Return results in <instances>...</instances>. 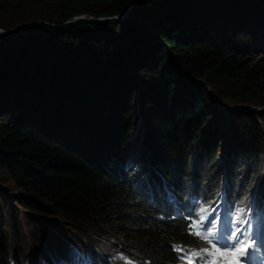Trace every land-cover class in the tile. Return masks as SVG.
<instances>
[{
    "label": "trees",
    "instance_id": "1",
    "mask_svg": "<svg viewBox=\"0 0 264 264\" xmlns=\"http://www.w3.org/2000/svg\"><path fill=\"white\" fill-rule=\"evenodd\" d=\"M132 1L0 0V29L112 18ZM262 46L264 0H143L118 23L0 36V170L21 208L0 189V264H107L105 238L185 264L203 243L176 200L223 193L228 209L263 215V113L219 108L264 107ZM138 112L141 152L126 166ZM58 222L93 236L78 245Z\"/></svg>",
    "mask_w": 264,
    "mask_h": 264
},
{
    "label": "rangeland",
    "instance_id": "2",
    "mask_svg": "<svg viewBox=\"0 0 264 264\" xmlns=\"http://www.w3.org/2000/svg\"><path fill=\"white\" fill-rule=\"evenodd\" d=\"M261 50H263L262 52H264V46H262ZM255 57L257 59H259V60L261 59L264 62V53H261V52L257 51L256 54H255ZM255 61H256V59L252 60V62H255ZM207 90H208V93H210L212 95L211 90L209 88ZM219 108L221 110H226L227 109V110H241V111H247L245 109H249V111L252 113V115L261 112V113H263V117H264V107H253V108L252 107H248V106H246V107L245 106L222 107V106L219 105ZM254 119L257 121L256 118H254ZM260 121L263 122L262 120H260ZM141 122H143V121L140 120V114L138 112L136 120L134 122L132 133H131V141H130V145H131L130 148L131 149H130V153H129L128 157H127L126 166H132V165L136 164L137 160L139 159L140 152H141L140 148H141L142 140H143V137H144V124H143V128H142V123ZM226 125H227V123L225 124V126ZM262 127H263V125L261 124L260 128H262ZM226 128H227V130H228L227 132L229 134L230 133V129H229L228 126ZM261 145L264 148V142L261 143ZM262 155H264V151H262ZM215 156H216L217 159H219L220 153L217 152ZM126 166H125V168H126ZM263 167H264V165H263ZM261 172H263V174H264L263 169H262ZM263 179H264V176H262V180ZM260 182H258V183H260ZM0 189H2L3 193L6 195V197L8 199V202L10 204H12L13 207H15L17 210L21 209L19 207L20 205L15 203V201L13 199V197H15V195H16V192H15L16 189H15L14 185L7 179L6 174L3 173L1 170H0ZM255 189L257 190V184L254 185L253 191H256ZM24 213L25 212L23 210H21V212H20V220H21L22 224L24 223ZM205 218H206V213L201 214L200 220L204 221ZM220 218H221V213H218V217L214 221L215 225L217 224V222H218V220ZM257 222H259V224H261V225L258 226V228H257L258 230L256 232V235L258 236L259 239H262V238H264V229H263L264 222H260L259 219H258ZM58 223H59V225H61L62 228L64 227V228L67 229L66 230L67 231V233H66L67 235L74 234L76 236L75 237V241L78 242V243H76L78 245H80L82 243L81 241L86 240V237L93 236L92 234H90V232H88L87 234H84V233L82 234V233H79V232L77 233L73 229H71L69 227H66V226H63L61 222H58ZM227 223H228V225H227V228H226V232L224 234L223 233H218L217 236L215 235V237L218 240L219 244L220 245H225V246L221 247L220 250L217 251L216 247L212 243H210L208 241L205 244V246H204V250L207 249L209 251L214 252L216 257H219V258H221L223 260L227 259L228 264H240V261H242L243 258L245 257L243 252H242L241 243L236 244V248L235 249L229 248L228 245L233 242V240H232V234L233 233H235L236 237L239 240L242 241L243 238L237 235V233L239 231H241L242 229L241 228H237L235 224L233 225L232 218H229L227 220ZM237 230H239V231H237ZM3 236H4L5 240H7V243L9 244V241H8L9 237L6 236V235H3ZM99 240L102 243L101 245H102L103 250L105 252L111 254V256L109 255L107 264H123L124 262H126L124 264H132V263L133 264H149L146 260H144V258H142L138 254H135V253L126 254L123 251H121L119 249V247H117V245L115 244L114 240H111V239H108V238H105V242L102 241L101 239H99ZM15 247H16V244L14 245V250H15ZM9 250H10V252L8 253V257L12 256L10 261H12L14 263L15 262L17 263L16 257L17 258L22 257L21 254L20 253H15L14 250L12 249V247H9ZM76 252H79V250L76 249ZM221 253H231V254L224 256V255H221ZM25 255H26V253H25ZM115 260H116V262H115ZM77 264H94V263H91L90 261L86 260L84 257L81 256L79 258ZM247 264H251V263L247 260Z\"/></svg>",
    "mask_w": 264,
    "mask_h": 264
},
{
    "label": "water",
    "instance_id": "3",
    "mask_svg": "<svg viewBox=\"0 0 264 264\" xmlns=\"http://www.w3.org/2000/svg\"><path fill=\"white\" fill-rule=\"evenodd\" d=\"M143 0H133L129 6L127 7L126 11L118 16L112 17V18H108V17H88V16H77V17H73L67 21L64 22L63 25L58 26L55 24H50L44 21H36V22H30V23H23V24H19L16 25L14 27H12L9 30H3L0 29V36H11L14 33H16L17 31L23 29V28H29V27H35V26H45L49 29L58 31V30H62L64 28H70L73 27L74 25L80 24V23H86V24H95V23H118L121 22L123 20H125L126 18H128L131 15V12L135 9V7L142 2ZM152 1H158V0H152Z\"/></svg>",
    "mask_w": 264,
    "mask_h": 264
},
{
    "label": "snow or ice",
    "instance_id": "4",
    "mask_svg": "<svg viewBox=\"0 0 264 264\" xmlns=\"http://www.w3.org/2000/svg\"><path fill=\"white\" fill-rule=\"evenodd\" d=\"M239 231V230H237ZM207 232V230H206ZM197 235H201L199 232L196 233ZM201 238L203 239H206V240H209L210 243H212L215 247H216V250L219 251L221 247H224V245H220L218 240L216 239L215 237V233L214 232H207L206 235H203L201 236ZM232 240L233 242L231 244L228 245L229 248H232V249H235L236 248V244H239V243H243L241 240H239L237 237H236V234L233 233L232 234ZM252 240L251 238L249 239V243H251ZM204 253H206L209 257H211V260L210 261H201V264H224L223 261H217L216 258H215V253L212 252V251H209L207 249L203 250ZM231 253H221V255H229ZM252 253H249L248 255H251ZM192 255H200V253H193ZM189 264H192L191 260H189ZM240 264H247V256H245L243 258L242 261H240Z\"/></svg>",
    "mask_w": 264,
    "mask_h": 264
},
{
    "label": "bare ground",
    "instance_id": "5",
    "mask_svg": "<svg viewBox=\"0 0 264 264\" xmlns=\"http://www.w3.org/2000/svg\"><path fill=\"white\" fill-rule=\"evenodd\" d=\"M246 110V109H245ZM138 136V135H137ZM134 157V156H133ZM154 190V189H153ZM256 190V189H255ZM213 193V192H212ZM251 193H252V191H251ZM226 195V194H225ZM250 195V194H249ZM258 195V194H257ZM251 196V195H250ZM256 196V195H255ZM249 198V197H248ZM178 219V218H177ZM181 220V219H180ZM194 238V237H193ZM185 255H187V254H185ZM187 256H190V255H187ZM90 259V258H89ZM117 260V259H116ZM116 260H115V262H116ZM113 263V262H112ZM124 263H126V262H124ZM123 263V264H124ZM128 263V262H127ZM133 264V263H132Z\"/></svg>",
    "mask_w": 264,
    "mask_h": 264
}]
</instances>
